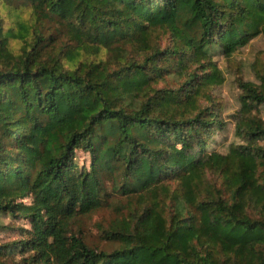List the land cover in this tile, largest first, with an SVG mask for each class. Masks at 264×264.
Listing matches in <instances>:
<instances>
[{
  "label": "trees",
  "instance_id": "16d2710c",
  "mask_svg": "<svg viewBox=\"0 0 264 264\" xmlns=\"http://www.w3.org/2000/svg\"><path fill=\"white\" fill-rule=\"evenodd\" d=\"M262 33L264 0H0V214L30 224L0 264H264V75L227 153L211 94Z\"/></svg>",
  "mask_w": 264,
  "mask_h": 264
},
{
  "label": "rangeland",
  "instance_id": "374dc122",
  "mask_svg": "<svg viewBox=\"0 0 264 264\" xmlns=\"http://www.w3.org/2000/svg\"><path fill=\"white\" fill-rule=\"evenodd\" d=\"M15 48L17 46H14ZM220 70L224 75V82L211 90L213 101L219 119L224 123V131L217 133V140L213 148L227 153L232 145L242 143L244 139L237 134V125L241 120L242 103L240 96L243 92L240 81H249L260 84L261 76L264 75V34L255 37L249 43L239 48L231 57L225 58L221 55L215 56ZM264 120V104L258 106V111H253ZM264 145V138L260 140ZM77 162L80 166H89V155L78 151ZM208 179L215 181L219 186L221 180L216 174L209 173ZM27 205H31V198L24 199ZM116 217V212L105 208L81 220L86 238L89 243L112 249L100 239L98 226H107ZM30 228L29 219L14 218L10 215L0 214V243H9L23 237V229ZM15 259L20 257L19 252L14 255Z\"/></svg>",
  "mask_w": 264,
  "mask_h": 264
}]
</instances>
